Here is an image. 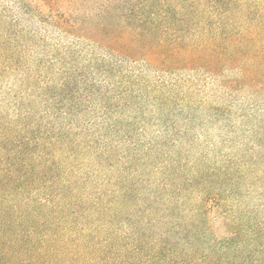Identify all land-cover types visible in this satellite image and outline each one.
Listing matches in <instances>:
<instances>
[{"label":"trees","instance_id":"obj_1","mask_svg":"<svg viewBox=\"0 0 264 264\" xmlns=\"http://www.w3.org/2000/svg\"><path fill=\"white\" fill-rule=\"evenodd\" d=\"M80 1L0 3V264H264V102L234 99L264 100V0ZM249 117L225 167L184 157Z\"/></svg>","mask_w":264,"mask_h":264},{"label":"rangeland","instance_id":"obj_2","mask_svg":"<svg viewBox=\"0 0 264 264\" xmlns=\"http://www.w3.org/2000/svg\"><path fill=\"white\" fill-rule=\"evenodd\" d=\"M10 1L12 0H0V3L1 5H3L2 7H6L5 10H7L10 15H12L13 9H11V5L9 3ZM95 4L96 0H92L89 3L85 4L80 1L78 6L81 8V10H83L84 8L90 9V7L95 6ZM185 74L186 75L184 78L189 79L190 87L195 92L196 97H200L206 101V107L215 105L216 103H223L221 100H219L220 96L225 98L228 97L224 89H219V82L215 78L212 79L201 71L186 72ZM230 74L231 73L227 75ZM234 99L235 101H237V104H242L244 105V107H250L251 105H255L256 103H258V106H261V102H264V100L258 95V93H255L252 89H246L245 91L235 93ZM256 106L255 109L238 107L233 108V110L242 109L243 111H245L246 109L249 113H255L260 108H256ZM200 115L201 116H198L199 119L203 118L202 116H206V112L203 110ZM256 123L257 122L255 118L249 117L247 124L244 125V130H248L244 133V131L242 132L240 130L241 127H239L236 131L238 135L236 133H230V128H220L219 126H213V124L203 125L201 123L194 127L192 131L190 130V133L186 134V136L182 140V153L184 154V157L188 161H190L191 165L196 164L199 161L204 163L205 161H208L210 163H217L219 166L225 167L226 165H228V157H230L231 159L232 157H235L237 155V144L242 140L246 141L247 139L250 140L254 137L255 132L252 133V131L255 129L254 125ZM180 125H182L183 127L186 126L183 121H180ZM252 126L253 129H251ZM240 149H242V147H240ZM257 186L264 187V182L257 184ZM259 187L249 192V194L247 192H244V194L248 195L243 199L241 210L243 211L255 208L258 216L263 220L264 195L261 196L260 193L257 192Z\"/></svg>","mask_w":264,"mask_h":264}]
</instances>
